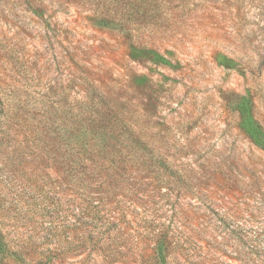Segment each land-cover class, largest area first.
I'll list each match as a JSON object with an SVG mask.
<instances>
[{"label": "rangeland", "instance_id": "obj_1", "mask_svg": "<svg viewBox=\"0 0 264 264\" xmlns=\"http://www.w3.org/2000/svg\"><path fill=\"white\" fill-rule=\"evenodd\" d=\"M0 101V225L26 224L47 252L45 198L58 220L74 205L126 213L121 253L79 241L58 264H264V150L243 122L264 133V0H0ZM91 139L133 171L120 205L96 182L57 185V160L96 156ZM172 215L189 217V257L149 240Z\"/></svg>", "mask_w": 264, "mask_h": 264}, {"label": "trees", "instance_id": "obj_2", "mask_svg": "<svg viewBox=\"0 0 264 264\" xmlns=\"http://www.w3.org/2000/svg\"><path fill=\"white\" fill-rule=\"evenodd\" d=\"M141 4L142 3H140V5ZM114 19L115 17L111 15L102 17L99 21L103 26L112 28L117 25ZM222 99L229 105H232L233 108H236L240 113L244 114V116L247 115V112H249L252 106L249 99L232 92L223 93ZM1 108L2 103L0 101V109ZM243 122L245 125L244 131L248 134V137L253 139L255 145L264 150V133L260 131V129L254 127L247 118L244 117ZM100 129L92 128L90 133L93 137H95L93 133L98 134V132L104 135L106 132L105 127H101ZM88 144L91 148L96 149L98 152L96 156L93 154L92 156L84 157L78 154L77 156L73 155V157L64 158L63 161L57 160L58 165L56 166L59 167L63 164L68 172L64 175L58 173L60 181L57 185L60 186V183H71V181L76 182L77 179L83 181L87 180L89 183L96 182V184H99L97 188L98 191L100 190L101 193L103 190L106 191V199H104V201L106 200L108 204L115 202L120 205L125 201L121 193L122 188L124 189L123 173L121 170H125V167L120 169L119 161L115 158L119 151H112L114 146L110 145L108 142H94L91 139ZM57 150H60V148L57 147ZM99 153L110 154L109 156H112L107 161L109 164L107 169L103 165L105 156L99 155ZM125 171L129 176L133 174L131 168H126ZM83 191L87 192L86 190ZM45 200L47 199H44L42 205H37V210L39 212H44V214H49L46 219V222L49 223V227H46V229L54 231L55 234L46 238L45 243H49L47 247L52 248L47 249V252L39 251L35 241L27 235L28 226L26 224L21 231L15 229L16 227L13 228L12 225L1 224L0 256H10L17 264H58L71 256L69 253H66L67 251L65 248H73L79 241H85L97 247L96 250L92 252H96L94 255L106 254L104 258L115 257L121 253V249L124 248L122 242L127 240V238L124 237L125 231L130 228L128 226L125 227V225L121 223V220L126 217V213L122 211L121 207L118 211H116L114 207L112 211L105 212L102 207L98 209L97 206L92 207L87 206V204L84 206L74 205L69 211L63 212L65 214L63 215L64 220L63 218L58 220L60 216L58 213H56L55 216L51 215L49 202H45ZM131 201L130 199V202ZM223 215H225V213ZM229 217L230 215L228 214L226 219ZM188 219V215L180 217V219L172 215L166 225L162 223V228L165 230L163 231L164 235L160 236V240L158 239L159 235L155 232L154 227H148L146 230H149L152 234L149 240L153 242L154 250L160 252L164 250L173 255H177L179 250L184 249L186 257L191 256L190 253H193V248H191L192 240L190 239H192V237L190 235H183V231L185 227H187L186 223ZM222 220L223 217L219 219L223 228ZM69 231H82L88 234L93 233L92 235L95 236L81 235L78 237L77 234L74 233L69 235ZM221 238L224 239L225 237ZM138 239L141 240L142 238ZM147 239L148 238H146V240ZM129 242H133V240ZM250 252H252V249ZM86 254H89V252ZM191 264H209V260L205 256Z\"/></svg>", "mask_w": 264, "mask_h": 264}]
</instances>
